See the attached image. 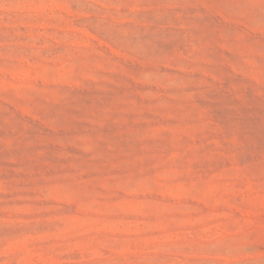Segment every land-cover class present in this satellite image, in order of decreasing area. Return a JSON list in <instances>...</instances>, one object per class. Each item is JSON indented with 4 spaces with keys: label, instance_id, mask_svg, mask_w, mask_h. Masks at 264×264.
Listing matches in <instances>:
<instances>
[{
    "label": "rangeland",
    "instance_id": "374dc122",
    "mask_svg": "<svg viewBox=\"0 0 264 264\" xmlns=\"http://www.w3.org/2000/svg\"><path fill=\"white\" fill-rule=\"evenodd\" d=\"M0 264H264V0H0Z\"/></svg>",
    "mask_w": 264,
    "mask_h": 264
}]
</instances>
